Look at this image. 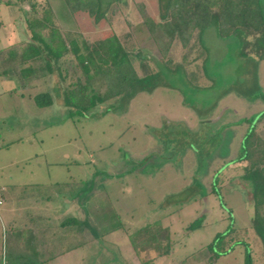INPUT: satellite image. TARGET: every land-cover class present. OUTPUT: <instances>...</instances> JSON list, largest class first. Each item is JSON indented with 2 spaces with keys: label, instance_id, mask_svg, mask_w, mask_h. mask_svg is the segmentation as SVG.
Instances as JSON below:
<instances>
[{
  "label": "rangeland",
  "instance_id": "1",
  "mask_svg": "<svg viewBox=\"0 0 264 264\" xmlns=\"http://www.w3.org/2000/svg\"><path fill=\"white\" fill-rule=\"evenodd\" d=\"M34 1L37 17L49 6L62 33L78 32L62 0ZM101 2L106 11L110 0ZM118 2L117 25L122 18L130 23L126 31L152 68L159 55L135 8L143 2L155 16L152 0ZM260 5L264 13V0ZM27 9L0 5V57L29 39L22 22ZM216 29L212 22L201 33V46L189 61L200 48L201 58L182 64L179 75L163 78L151 92L109 101L73 119L58 103L52 81L23 88L18 69L0 66V187L6 211L0 213V264H207V245L229 227L233 248L213 264H243L244 245L251 264H264V243L251 227L252 205L241 180L246 164L227 163L246 130L241 120L264 111V61L255 57L264 48V32L219 38ZM184 53L172 46L173 65ZM191 75L197 77L196 91L187 86ZM45 91L52 105L36 107L32 97ZM257 129L263 133L264 122ZM229 140L223 157L218 142ZM212 185L220 194L211 192ZM44 208L51 218L30 216ZM157 221L169 230V254H137L127 236ZM23 226L49 237L44 240L51 250L42 258L26 246Z\"/></svg>",
  "mask_w": 264,
  "mask_h": 264
},
{
  "label": "trees",
  "instance_id": "2",
  "mask_svg": "<svg viewBox=\"0 0 264 264\" xmlns=\"http://www.w3.org/2000/svg\"><path fill=\"white\" fill-rule=\"evenodd\" d=\"M62 2L79 27L77 33H62L55 24L49 6H45L41 16L37 17L38 6L34 0H0V5L14 8L25 4L29 13V17L22 18L29 39L18 51L6 50L5 57H0V66L4 71L18 69L20 81L24 82L20 85L23 88H29L31 83L41 79L52 81L51 87L54 88L58 103L70 119L84 116L96 106L109 101L116 104L120 98L129 100L138 93L151 92L163 78L182 73V64L193 63L201 58L202 48L189 61V55L196 45L201 46V33L212 22L216 24L219 38L235 35L241 39L242 36L246 38L264 32V13L260 0H152L150 9L155 10V16L146 10L143 2L135 3L139 20L159 55L151 68L147 55L136 49L130 32L126 31L131 28L130 23L122 18L120 25H117L115 11L118 0H110L106 11H101V0ZM84 33L88 36H83ZM89 34L95 36L89 38ZM176 44L186 53L182 55L180 64L173 65L170 53ZM255 57L257 61H264V48L257 51ZM190 78L192 82L189 81V84L185 81L181 83L185 82L196 91L197 77L191 75ZM260 97L264 99V95ZM32 100L39 108L49 107L53 103L48 91L33 96ZM241 121L247 125L246 130L238 143L237 154L230 159L226 156L227 163L246 164L241 180L247 185L252 205L251 227L264 243V132H258L257 129L264 122V111ZM241 121L238 124L242 125ZM228 135L234 136V133ZM218 144H222L218 151L224 157L228 154L230 140ZM212 187V193L220 194L217 186ZM229 216L231 218L230 213ZM71 222L77 223L75 219H71ZM231 231L229 227L223 233L216 234L207 245V264H213L220 255L233 248L232 243L227 241ZM160 235H163L165 242H160ZM127 237L137 254L152 251L156 253V258H160L168 255L171 249V244L167 242L169 230L163 228L160 221L147 224ZM244 246L243 264H251L248 249ZM144 264H152V260ZM177 264H184V261Z\"/></svg>",
  "mask_w": 264,
  "mask_h": 264
},
{
  "label": "crops",
  "instance_id": "3",
  "mask_svg": "<svg viewBox=\"0 0 264 264\" xmlns=\"http://www.w3.org/2000/svg\"><path fill=\"white\" fill-rule=\"evenodd\" d=\"M5 204V201H4V198H3V205L0 207V210H1V208H2V210L0 211V213H2V215H6V211H5V208H4V205ZM61 208H63V207H61ZM27 211H31L32 213H35V212H33L31 209H27ZM50 212V210L48 209V208H44V210H42V213H44V214H42V213H35V214H32V215H30V216H34V215H40L41 214V217L42 216H44L45 218H47V219H49V217L51 216V213H49ZM54 216H52V218H54V217H56L55 219L57 220V217H58V215H55L54 213H52ZM61 215H63V214H61ZM75 216V215H74ZM73 215H72V217H74ZM51 218V217H50ZM46 219V220H47ZM62 223L63 222H61V225H62ZM20 230H22L23 232H25L26 233V231H27V236L29 237V238H27V240L29 241L28 243L26 242L25 244H26V246H30V249H32V250H35V252L34 253H36L35 255H38V251H39V255L41 256V258L43 257V255H44V251H46L47 250V248L49 249V244L47 243V240L45 241L44 239H48L49 237L47 236V237H44V236H42L41 234H45V232H41V234H40V232L38 231L39 229H34V228H31V227H22V228H20ZM36 231V232H35ZM46 234H48V233H46ZM31 235V236H30ZM40 236V237H39ZM24 241V240H23ZM24 245V244H23ZM78 245H75L74 247H77ZM51 248V247H50ZM49 250H51V249H49ZM54 251H52V256L53 257H59L60 259L62 258V257H64V255H63V253L61 252L60 253V255H56L55 256V254L53 253ZM43 253V254H42ZM47 254H49L50 256H51V253H50V251H48V252H46ZM49 255L47 256V257H49ZM59 258H56V259H59ZM60 262V261H59Z\"/></svg>",
  "mask_w": 264,
  "mask_h": 264
},
{
  "label": "built area",
  "instance_id": "4",
  "mask_svg": "<svg viewBox=\"0 0 264 264\" xmlns=\"http://www.w3.org/2000/svg\"><path fill=\"white\" fill-rule=\"evenodd\" d=\"M3 204V198H2V188L0 187V207Z\"/></svg>",
  "mask_w": 264,
  "mask_h": 264
}]
</instances>
